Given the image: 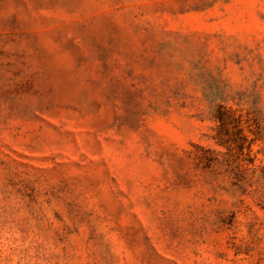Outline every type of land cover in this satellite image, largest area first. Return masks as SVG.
Segmentation results:
<instances>
[{
	"label": "rangeland",
	"instance_id": "374dc122",
	"mask_svg": "<svg viewBox=\"0 0 264 264\" xmlns=\"http://www.w3.org/2000/svg\"><path fill=\"white\" fill-rule=\"evenodd\" d=\"M0 264H264V0H0Z\"/></svg>",
	"mask_w": 264,
	"mask_h": 264
},
{
	"label": "trees",
	"instance_id": "16d2710c",
	"mask_svg": "<svg viewBox=\"0 0 264 264\" xmlns=\"http://www.w3.org/2000/svg\"><path fill=\"white\" fill-rule=\"evenodd\" d=\"M221 117V116H220Z\"/></svg>",
	"mask_w": 264,
	"mask_h": 264
}]
</instances>
